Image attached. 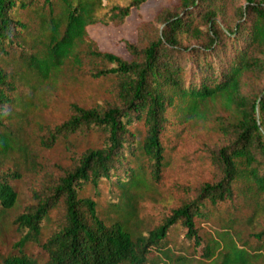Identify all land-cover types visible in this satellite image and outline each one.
Here are the masks:
<instances>
[{"label": "trees", "instance_id": "obj_1", "mask_svg": "<svg viewBox=\"0 0 264 264\" xmlns=\"http://www.w3.org/2000/svg\"><path fill=\"white\" fill-rule=\"evenodd\" d=\"M146 1L0 0V162L18 146L17 118L26 117L36 91L58 81L65 68L90 60L94 76L117 82L113 103L72 104V115L44 141L53 146L78 132L104 135L100 147L79 156L16 216L18 240L11 253L0 254V264H185L197 248L215 264L264 258V1L247 0L229 20L233 0H179L160 12L157 25L146 26L140 43H126L130 59L102 51L88 27L122 25ZM248 76L261 79L257 91L244 92ZM215 103L230 112L218 124L228 143L214 157L217 180L143 229L139 203L171 164L169 127L207 119ZM19 178L0 163V234L19 204L13 183ZM105 182L111 216L85 195L89 187L100 193ZM57 208V226L44 240ZM211 217L220 229L201 234L198 222ZM180 229L185 241L178 245ZM30 244L42 246L45 260L28 252Z\"/></svg>", "mask_w": 264, "mask_h": 264}, {"label": "rangeland", "instance_id": "obj_2", "mask_svg": "<svg viewBox=\"0 0 264 264\" xmlns=\"http://www.w3.org/2000/svg\"><path fill=\"white\" fill-rule=\"evenodd\" d=\"M246 2L247 0H233L227 9L226 18L235 20L234 15L239 6L245 5ZM178 3L179 0H148L140 8L133 9L124 24L91 25L88 27L89 35L102 51L130 59L131 54L126 43H140L147 33L146 26L149 23L157 25L160 12L165 8L174 9ZM185 43L195 44L196 41L186 40ZM93 65L95 64L92 61L86 60L80 68H65L58 81L46 84L36 91L34 105L26 117L17 118L14 130H17L18 146L20 145L23 152H20L17 146L9 155L2 157L0 163L21 174V178L13 182L19 195V204L0 234L1 255H7L14 250L18 234L14 231L12 222L25 207L37 201L36 193L51 186L67 169L74 167L79 156L88 149L98 148L103 143L102 133L87 131L72 134L67 139L61 138L53 146L44 144L55 126L72 115V104L92 108L104 107L115 101L116 80L111 76H94L96 70H92ZM261 82L259 77L248 76L244 80V92L257 91L262 85ZM211 112L207 119L185 124L174 122L169 127L165 144L171 164L163 172L162 180L151 185L139 203L138 211L143 229L157 226L174 208L193 199L202 184L217 180L219 171L214 157L218 150L228 143L227 136L219 131L218 124L221 120L229 118L230 112L220 103L212 104ZM1 131L3 129L0 126ZM110 194V186L106 182L100 185V193L90 187L85 192V195H90L99 202L100 211L104 216L113 214L106 210ZM246 213L244 212L243 216ZM59 217L60 211L57 208L52 212V222L45 230L44 240L57 226ZM219 223L216 217L201 220L198 222L199 232L214 235L215 231L220 229ZM240 228L243 229V226L240 225ZM183 233L182 229L175 233L176 244H184ZM249 242L252 245L257 243L254 237L249 238ZM27 250L41 261L46 258L41 245L30 244ZM199 253L201 249L197 248L193 261L185 264H215V261L204 260ZM252 264H264V258L257 259Z\"/></svg>", "mask_w": 264, "mask_h": 264}]
</instances>
